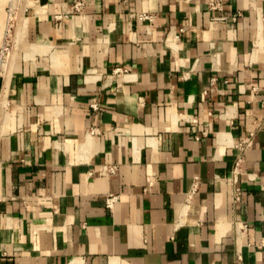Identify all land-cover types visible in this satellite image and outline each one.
<instances>
[{"label":"crops","instance_id":"crops-1","mask_svg":"<svg viewBox=\"0 0 264 264\" xmlns=\"http://www.w3.org/2000/svg\"><path fill=\"white\" fill-rule=\"evenodd\" d=\"M14 15L0 264H264V0Z\"/></svg>","mask_w":264,"mask_h":264},{"label":"built area","instance_id":"built-area-1","mask_svg":"<svg viewBox=\"0 0 264 264\" xmlns=\"http://www.w3.org/2000/svg\"><path fill=\"white\" fill-rule=\"evenodd\" d=\"M20 0H9L10 5L9 8L7 9L8 11V26H7V31H6V38L4 43L0 46V79L3 77V75L6 73L9 67V62H10V55H11V50H12V34L14 31L15 27V15H14V10L16 4ZM225 0H208V7L211 11H218L223 8V3ZM84 8V2H78L75 5V10L81 11ZM142 21H152L153 17L148 16V15H143L139 17ZM236 21V18L234 19ZM9 104L8 101L3 93V90L0 88V132L3 130L4 127V122H5V117L6 113L8 111ZM97 134L96 129H91L90 130V135H95ZM251 144V140H245L241 143V147L245 148ZM116 198H110L107 200V204L109 207L113 205V203L116 201Z\"/></svg>","mask_w":264,"mask_h":264}]
</instances>
